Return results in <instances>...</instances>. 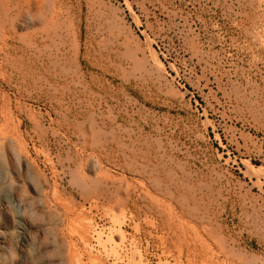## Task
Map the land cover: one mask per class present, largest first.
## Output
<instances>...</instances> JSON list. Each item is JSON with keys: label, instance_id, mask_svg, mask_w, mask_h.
<instances>
[{"label": "rangeland", "instance_id": "1", "mask_svg": "<svg viewBox=\"0 0 264 264\" xmlns=\"http://www.w3.org/2000/svg\"><path fill=\"white\" fill-rule=\"evenodd\" d=\"M0 264H264V0H0Z\"/></svg>", "mask_w": 264, "mask_h": 264}]
</instances>
